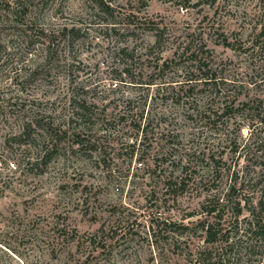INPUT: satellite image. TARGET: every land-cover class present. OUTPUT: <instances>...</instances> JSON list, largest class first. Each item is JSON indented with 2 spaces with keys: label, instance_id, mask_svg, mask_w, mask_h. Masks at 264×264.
Wrapping results in <instances>:
<instances>
[{
  "label": "rangeland",
  "instance_id": "374dc122",
  "mask_svg": "<svg viewBox=\"0 0 264 264\" xmlns=\"http://www.w3.org/2000/svg\"><path fill=\"white\" fill-rule=\"evenodd\" d=\"M261 225L264 0H0V264H263Z\"/></svg>",
  "mask_w": 264,
  "mask_h": 264
},
{
  "label": "trees",
  "instance_id": "16d2710c",
  "mask_svg": "<svg viewBox=\"0 0 264 264\" xmlns=\"http://www.w3.org/2000/svg\"><path fill=\"white\" fill-rule=\"evenodd\" d=\"M262 204V203H261ZM264 231V226L263 225H261V232H263ZM262 235V234H261ZM214 236H215V234L212 232V228L210 227V228H208V230H207V237L209 238L208 240L209 241H212V240H214ZM264 264V263H263Z\"/></svg>",
  "mask_w": 264,
  "mask_h": 264
},
{
  "label": "built area",
  "instance_id": "2783aa9c",
  "mask_svg": "<svg viewBox=\"0 0 264 264\" xmlns=\"http://www.w3.org/2000/svg\"><path fill=\"white\" fill-rule=\"evenodd\" d=\"M12 167H14V164H11Z\"/></svg>",
  "mask_w": 264,
  "mask_h": 264
}]
</instances>
